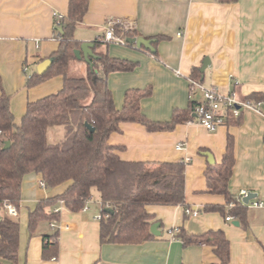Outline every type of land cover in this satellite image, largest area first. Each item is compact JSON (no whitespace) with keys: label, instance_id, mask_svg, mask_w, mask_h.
I'll return each instance as SVG.
<instances>
[{"label":"crops","instance_id":"crops-1","mask_svg":"<svg viewBox=\"0 0 264 264\" xmlns=\"http://www.w3.org/2000/svg\"><path fill=\"white\" fill-rule=\"evenodd\" d=\"M67 4L68 0H0V80L10 95V109L16 123L29 101L56 92L62 86L60 75L29 88L26 77L57 48L53 13L65 15ZM110 18L133 21L136 37L164 36L152 43L154 52L117 43L98 47L109 56L136 64L131 71L107 74V85L118 109L122 108L126 90L149 88L150 93L139 100L142 113L152 121H168L175 108H186L191 99L202 100L200 91L190 94L189 76L193 68L201 67L204 58L209 59V64L203 72V85H214L222 94H233L236 99H244L253 92L264 98V0L228 3L89 0L82 21L76 24L74 37L81 42L100 37L105 21ZM178 32L182 35L178 36ZM227 135L233 138L235 157L228 189L234 195L246 189L264 200V110L244 109L238 118L214 131L188 119L168 131H148L141 123L122 122L120 130L109 136L111 144L123 146L118 150L122 159L189 160L184 169L185 205L146 206L161 222L160 235L151 240L138 244H102L97 218L102 208L94 190L95 196L91 195L86 202L87 209L71 211L64 205L59 219L50 221L61 228L52 229L50 222L40 221L30 235L27 220L26 225L19 223L17 264H211L216 261L209 245L183 244L180 238L172 239L168 230L174 227L188 235L221 229L229 241L228 264H264V210L246 207L245 223L238 221L236 225L234 217L226 220L218 211L203 209L205 204H221L228 209L222 195L207 191L204 170L208 161L199 152L205 148L219 162ZM178 142L184 144L180 150L175 148ZM40 181L41 175L35 172L22 178L17 216L21 209H27L28 215L39 200L60 194L69 184L47 188L40 186ZM185 207L195 209L197 215L186 214ZM42 222H47L49 228L40 225ZM54 231L58 232L57 252L44 257L43 236ZM0 262L11 264L2 258Z\"/></svg>","mask_w":264,"mask_h":264},{"label":"trees","instance_id":"trees-1","mask_svg":"<svg viewBox=\"0 0 264 264\" xmlns=\"http://www.w3.org/2000/svg\"><path fill=\"white\" fill-rule=\"evenodd\" d=\"M234 0H220L228 3ZM89 0H68L67 13L54 26L57 48L49 55L51 65L39 74L26 77V87H33L54 76H62V86L56 92L29 101L20 121H14L10 109V95L0 80V212L2 203L11 202L17 208L21 199L24 175L35 172L41 175L45 187L52 188L64 182L67 187L55 196L41 199L27 215L29 234H33L40 221H57L60 212H54L61 200L66 208L79 211L95 190L101 202L99 218L100 243L138 244L155 237L150 225L160 222L148 212L147 205H185V162L124 160L118 154L123 146L111 144L109 136L120 130L122 122H138L148 131L172 130L176 124L192 118L200 101L191 99L186 108H175L168 121L149 120L141 111L139 100L150 89H128L122 108L118 109L107 85V74L131 71L135 62L109 56L98 47L105 42L98 37L94 43V58L85 62L84 76H73L69 67L76 60L74 50L82 43L74 37L76 24L82 21ZM116 33L119 32L114 27ZM127 31V38L136 37ZM164 36H155L153 43ZM128 46H133L128 43ZM145 49L144 47H137ZM150 51L148 49H145ZM154 52V51H152ZM190 79L202 82L200 68H193ZM262 95L253 92L245 99L259 100ZM239 117V116H238ZM236 117V118H238ZM235 118H229L228 122ZM86 124L93 126L90 131ZM61 127L64 137L50 142L47 131ZM6 141L9 146L3 148ZM200 153L206 152L200 148ZM234 142L227 135L225 150L219 162L208 163L204 170L207 191L223 196L233 206L225 210L221 204H205V211H218L245 223V208L228 189V179L234 165ZM105 208H110L109 212ZM161 223V222H160ZM183 244L199 243L212 248L216 261L211 264H228L229 241L221 229H209L197 235L182 230L176 234ZM19 222L7 214H0V258L17 264ZM58 232L43 236L42 256L57 252ZM0 264H2L0 262Z\"/></svg>","mask_w":264,"mask_h":264},{"label":"built area","instance_id":"built-area-1","mask_svg":"<svg viewBox=\"0 0 264 264\" xmlns=\"http://www.w3.org/2000/svg\"><path fill=\"white\" fill-rule=\"evenodd\" d=\"M54 23L53 25L59 26V20L64 16L58 12H54ZM134 22L124 18L117 19H107L105 21V27L103 29V33L100 36L103 41L109 43H117L121 45H127V37L125 33L127 31H132ZM114 27H117L119 32L116 33ZM178 36H181V32L177 33ZM99 37V38H100ZM137 47L135 43L132 44ZM195 90H198L202 94V100L196 104L194 110L192 112V118L188 119L189 121L195 120L201 126H203L208 131H214L218 127L225 125L228 122V119L238 117L242 110L244 109H255V110H264V98L259 100H251V99H236L233 94H222L219 92L216 86H205L200 82L194 81L190 79V94H194ZM184 147L182 142H178L175 145L177 150H180ZM189 161L188 159L184 162ZM40 186L45 187L44 182L40 181ZM250 191L246 189H241L235 195L237 201L250 208H258L264 210V200L256 197H252L248 200L247 203L243 202V199L249 196ZM233 206V202L226 203L227 208H231ZM64 207L63 201H59V205L53 208L54 212H60ZM2 209L10 217H16L18 214V208L12 204L11 202L4 201L2 203ZM83 209H87V203L84 205ZM184 212L186 214H190L193 216L197 215V211L195 209H191L189 207L184 208ZM100 218V215L97 216ZM226 220L232 219L230 215H226ZM50 227L52 229L61 228L62 226L55 224V222H50ZM179 232L178 227H174L168 230L172 239H179L177 237V233Z\"/></svg>","mask_w":264,"mask_h":264},{"label":"water","instance_id":"water-1","mask_svg":"<svg viewBox=\"0 0 264 264\" xmlns=\"http://www.w3.org/2000/svg\"><path fill=\"white\" fill-rule=\"evenodd\" d=\"M127 41L130 44L135 43L137 47L142 46L145 49H148L150 51H154V48L152 46L153 39H151V38L131 37V38H127ZM93 47H94V43L92 41H83L80 44L79 48L74 50V54H75L76 59L83 60L86 63L89 62L90 58L95 57V54L93 53ZM51 62L52 61L50 58H45L42 61H40L36 66L37 73L41 74V73L45 72L49 68V66L51 65ZM208 64H209V59L204 58L202 65L200 67V72L202 73V76H203L204 69L207 67ZM86 126L88 127V129L90 131L94 130L93 126H91L89 124H86ZM8 146H9V141H6L3 148H7ZM204 155L207 157L208 163L214 162V158L210 152H204ZM255 196H256L255 193L250 192L249 196L243 199V202L247 203L250 198L255 197ZM110 210H111L110 208H105L106 212H109ZM233 224L237 225L238 221H234ZM159 226H160L159 222L152 223L150 225V232L155 236L160 235Z\"/></svg>","mask_w":264,"mask_h":264},{"label":"rangeland","instance_id":"rangeland-1","mask_svg":"<svg viewBox=\"0 0 264 264\" xmlns=\"http://www.w3.org/2000/svg\"><path fill=\"white\" fill-rule=\"evenodd\" d=\"M86 66H85V61L76 59L73 60L70 67H69V73L70 75L73 76H84L86 73ZM64 137V130L61 127H52L48 130L47 132V138L51 139L49 141L51 142H58L62 140ZM92 195L95 196V192H92ZM27 215V209H21L19 212V215L16 217V219L19 220V223L21 224L22 222L26 225V215ZM0 214H5L3 211L0 212ZM40 225L45 226L46 229H48L47 222H42Z\"/></svg>","mask_w":264,"mask_h":264}]
</instances>
